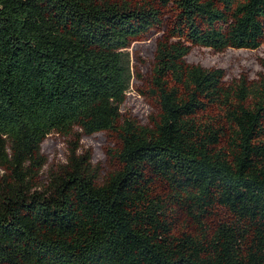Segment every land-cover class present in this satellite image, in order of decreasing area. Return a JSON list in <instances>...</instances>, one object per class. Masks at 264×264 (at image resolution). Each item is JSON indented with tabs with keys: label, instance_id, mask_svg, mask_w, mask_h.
I'll use <instances>...</instances> for the list:
<instances>
[{
	"label": "trees",
	"instance_id": "trees-1",
	"mask_svg": "<svg viewBox=\"0 0 264 264\" xmlns=\"http://www.w3.org/2000/svg\"><path fill=\"white\" fill-rule=\"evenodd\" d=\"M156 29L145 125L123 106ZM263 43L264 0H0V264H264V57L232 80L188 59Z\"/></svg>",
	"mask_w": 264,
	"mask_h": 264
},
{
	"label": "rangeland",
	"instance_id": "rangeland-1",
	"mask_svg": "<svg viewBox=\"0 0 264 264\" xmlns=\"http://www.w3.org/2000/svg\"><path fill=\"white\" fill-rule=\"evenodd\" d=\"M161 31H152L145 39L134 42L130 47L131 59L136 68V77L127 92V100L123 106L126 116L136 119L141 124H151L152 116H155L156 101L151 96L150 70L154 58L156 40ZM264 57V43L258 49H227L216 52L208 48L196 47L189 55L190 62L201 63L207 67H222L229 80L235 79L243 73L256 77L261 71L260 58ZM140 76H139V75ZM75 138L68 139L59 133L50 134L43 145V150L48 158L44 169V177L50 169H58L67 162L70 149ZM81 148L78 153L91 152L92 164L101 169L106 177L118 166L117 159L112 156L110 149L115 151L118 147L116 135L109 133H96L83 135L80 139ZM182 222L179 228H182Z\"/></svg>",
	"mask_w": 264,
	"mask_h": 264
}]
</instances>
